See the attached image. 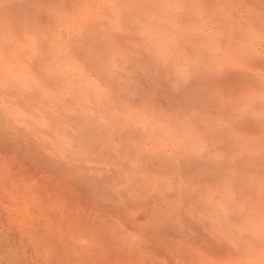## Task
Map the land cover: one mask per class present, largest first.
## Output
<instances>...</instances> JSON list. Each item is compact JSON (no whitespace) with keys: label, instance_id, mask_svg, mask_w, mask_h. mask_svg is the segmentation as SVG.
<instances>
[{"label":"rangeland","instance_id":"obj_1","mask_svg":"<svg viewBox=\"0 0 264 264\" xmlns=\"http://www.w3.org/2000/svg\"><path fill=\"white\" fill-rule=\"evenodd\" d=\"M263 24L0 0V264H264Z\"/></svg>","mask_w":264,"mask_h":264},{"label":"bare ground","instance_id":"obj_2","mask_svg":"<svg viewBox=\"0 0 264 264\" xmlns=\"http://www.w3.org/2000/svg\"><path fill=\"white\" fill-rule=\"evenodd\" d=\"M242 24V23H241ZM243 24H245V23H243ZM260 25V24H259ZM246 26V25H245ZM255 26V25H254ZM261 26V25H260ZM259 27V26H258ZM264 27V24L262 25V28L261 29H264L263 28ZM241 28H242V25H241ZM257 28V27H256ZM150 53V52H149ZM152 53V52H151ZM153 55V54H152ZM147 56V55H146ZM148 57H150L149 55H148Z\"/></svg>","mask_w":264,"mask_h":264}]
</instances>
